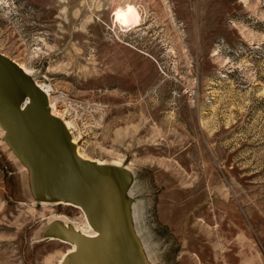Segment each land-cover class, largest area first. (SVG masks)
Here are the masks:
<instances>
[{
    "label": "rangeland",
    "instance_id": "obj_1",
    "mask_svg": "<svg viewBox=\"0 0 264 264\" xmlns=\"http://www.w3.org/2000/svg\"><path fill=\"white\" fill-rule=\"evenodd\" d=\"M0 54L84 159L126 179L127 264H264V0H0ZM5 114L0 264H80L59 222L79 232L84 212Z\"/></svg>",
    "mask_w": 264,
    "mask_h": 264
},
{
    "label": "water",
    "instance_id": "obj_2",
    "mask_svg": "<svg viewBox=\"0 0 264 264\" xmlns=\"http://www.w3.org/2000/svg\"><path fill=\"white\" fill-rule=\"evenodd\" d=\"M13 71L14 65L0 54V106L14 120L13 132L20 137L17 143L23 144L41 170L54 176L53 197L82 208L89 225L102 234L101 238L87 240L71 233L78 246L74 259L80 264H127L130 252L115 209L126 179L76 158L65 137L59 138L58 122L37 104L36 95L31 97L29 108L20 110L23 94L17 96L2 84L5 74Z\"/></svg>",
    "mask_w": 264,
    "mask_h": 264
},
{
    "label": "bare ground",
    "instance_id": "obj_3",
    "mask_svg": "<svg viewBox=\"0 0 264 264\" xmlns=\"http://www.w3.org/2000/svg\"><path fill=\"white\" fill-rule=\"evenodd\" d=\"M114 23L119 25L121 28H128V27H131L133 25V20H132L131 16L126 13V11H124L123 9H117L114 12ZM28 81H29V76H28L27 70L23 69L19 65L15 64L14 65V71L11 74L10 73L5 74L4 78L2 79V82H3L2 84L5 86V89L7 91H11L12 93L17 94V96L18 95L21 96L23 93L24 85L26 86ZM26 90H27V93L23 94L22 100H20V101H22L21 104H19L20 110H24L26 108H29V106H31V103H33V101H31V97H30L29 93L35 92L34 95H36L35 96L36 100H38V101H36L37 104L40 107H42L43 111L47 114L48 117H50L51 119L58 122V124H59L58 134H60L59 138L65 137L64 140L71 147L76 158H78L79 160H81L83 162L94 164L97 168H102V169L107 168L99 162L84 159L80 155V153L77 151V148L75 146V141L72 140V138L69 136V133H68L69 125L65 122H60L57 119V117L55 116V114L51 113V110H53L54 105L50 104L49 93L46 89L41 88L40 85H34V87H31V88L28 87V89H26ZM1 112H3L5 114L2 106H0V113ZM6 120L7 121L9 120L8 123L10 126L13 125V121L8 116H7ZM108 171H110V170H108ZM47 177H49V178H48V181L46 183V186L48 185V189H50V187L53 185V182H52L53 176H52V174H49V176L47 175ZM125 193H123V194L125 195ZM124 195L120 196V198L117 200V202H121V200H123ZM57 202H62V201L58 200ZM63 203L71 205L73 207L77 206V205H73V204L66 203V202H63ZM57 204H59V203H57ZM79 209H80V207H79ZM115 209H116L117 218L120 220V224L123 225L121 214H120L121 210L118 206H116ZM84 218L86 221L83 222V227H82L81 231H79V232L75 231L74 228H70V226H68L66 223H63V222H59V223H60V225H63L64 227L72 230L74 233H76L81 238H85L87 240H96L98 238H101L102 234L100 232L94 230L89 225L88 219H87V216L85 213H84ZM68 252L69 253L67 254V256H69L71 254L73 255V253L77 254V252H78L77 244H72L71 249ZM65 264H68V262L65 261Z\"/></svg>",
    "mask_w": 264,
    "mask_h": 264
}]
</instances>
